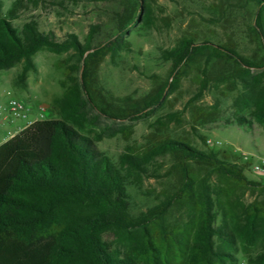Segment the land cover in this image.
Instances as JSON below:
<instances>
[{
    "label": "trees",
    "instance_id": "obj_1",
    "mask_svg": "<svg viewBox=\"0 0 264 264\" xmlns=\"http://www.w3.org/2000/svg\"><path fill=\"white\" fill-rule=\"evenodd\" d=\"M254 1L258 9L252 27L263 49L259 59L209 40L191 39L163 54L173 63L174 78L187 61L205 50L232 60L241 70L237 78L244 90L235 98L236 113L222 125L246 132L255 130L256 122L264 124V80L260 78L264 76V0ZM145 9V0H132L117 29L93 45L95 26L83 43L75 33L60 37L54 30L41 29L34 18L16 25L13 7L8 16H0V70L21 63L19 76L24 80L38 50L74 49L83 61L81 76L72 88L77 95L73 105L89 106L117 119L118 115L107 114L94 102L87 72L122 43ZM172 84L166 80L143 104L121 116L130 120L148 116ZM246 109L251 110L243 113ZM165 153L177 160L180 184L158 204L135 213L129 176L146 173L147 160L126 154L120 164L115 162L65 118L37 119L26 125L0 145V264H140L147 259L160 261L174 247L186 251L190 264H221L237 260L231 250L240 251L238 239L249 264H264V200L245 204L233 199L234 188L215 183L213 174L232 181L234 187L252 185L264 192V183L247 179L245 166L229 160L227 151L219 157L181 140H168L152 149L155 155ZM191 162L202 165L205 174L198 176ZM178 205L187 210L184 231L179 223L169 222ZM259 242L263 250L252 253Z\"/></svg>",
    "mask_w": 264,
    "mask_h": 264
},
{
    "label": "rangeland",
    "instance_id": "obj_2",
    "mask_svg": "<svg viewBox=\"0 0 264 264\" xmlns=\"http://www.w3.org/2000/svg\"><path fill=\"white\" fill-rule=\"evenodd\" d=\"M0 16L16 7L14 23L36 19L41 29L54 30L60 37L75 33L85 43L92 26L97 27L93 45L109 38L124 16L132 0H0ZM146 9L119 46L111 50L98 66L87 72V81L94 102L113 119L89 106H75L77 95L72 89L81 74L82 60L74 49L54 52L47 48L33 56L34 66L24 80L22 64L0 70V99L7 104L11 98L28 102L31 110L26 118L5 129L16 131L37 119L65 118L81 133L92 137L98 147L112 160L120 162L126 154L143 157L147 172L130 173L129 192L135 213L158 204L176 191L180 184L177 160L170 154H152V149L168 140H181L211 153L227 151L228 159L244 165L249 180L264 183V177L252 164L264 157V124L256 122L255 130L241 131L223 126L236 113L235 98L244 88L239 83L240 68L225 57L205 50L186 62L171 76L173 63L164 58L166 50L175 49L186 39L209 40L237 50L248 58H260L263 49L253 31L258 5L254 0H145ZM92 49L85 53V56ZM84 56V57H85ZM255 74V69H251ZM264 80V76L260 77ZM173 82L165 97L151 113L138 120L123 118L166 81ZM264 83V82H263ZM44 107V110L41 109ZM246 109L243 113H248ZM120 115V116H119ZM210 140V141H209ZM248 155L249 159L245 158ZM191 169L203 176L202 165L190 163ZM213 181L224 188H234L233 199L249 204L264 200V192L252 185L236 184L217 173ZM223 198L226 199L225 194ZM169 222L187 229L186 208L176 206ZM220 221V220H219ZM179 227V228H180ZM178 230V229H177ZM178 232H182L181 228ZM158 247L163 242L156 241ZM238 239V251L231 250L236 261L221 264H249ZM263 243L251 248L257 253ZM185 249V244H184ZM243 251V252H242ZM165 252V250H163ZM186 251L172 248L167 257L140 264H190Z\"/></svg>",
    "mask_w": 264,
    "mask_h": 264
},
{
    "label": "built area",
    "instance_id": "obj_3",
    "mask_svg": "<svg viewBox=\"0 0 264 264\" xmlns=\"http://www.w3.org/2000/svg\"><path fill=\"white\" fill-rule=\"evenodd\" d=\"M41 109L44 110V107H41ZM30 110L31 106L25 100L11 98L7 104H3L0 99V145L24 128H20L16 131L5 129L4 132H1L4 120L9 124L14 125L17 121L26 118ZM245 158L249 159L248 155H245ZM251 166L255 172L260 173L264 177V157L259 161L254 162Z\"/></svg>",
    "mask_w": 264,
    "mask_h": 264
}]
</instances>
